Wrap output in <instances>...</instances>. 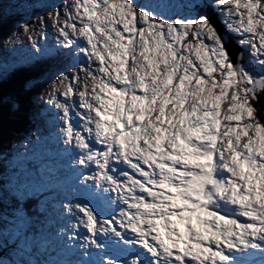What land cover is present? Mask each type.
<instances>
[{"label": "snow or ice", "instance_id": "6c2138e0", "mask_svg": "<svg viewBox=\"0 0 264 264\" xmlns=\"http://www.w3.org/2000/svg\"><path fill=\"white\" fill-rule=\"evenodd\" d=\"M27 12L0 128L59 63L21 85L51 80L0 172V264H264V0H0Z\"/></svg>", "mask_w": 264, "mask_h": 264}, {"label": "trees", "instance_id": "16d2710c", "mask_svg": "<svg viewBox=\"0 0 264 264\" xmlns=\"http://www.w3.org/2000/svg\"><path fill=\"white\" fill-rule=\"evenodd\" d=\"M51 60L47 63L49 64ZM32 63V62H31ZM45 63H39L37 70L23 73L13 81L15 90L20 94L22 102V111L16 115L7 116L3 122L2 128H0V172L7 173L12 168L13 157L23 151L22 145L25 143L27 137L34 129H39L41 124L38 120L33 121L29 119L31 113L37 112V108L40 105V97L44 92V83H39L37 86L29 92H20L23 80L28 77H38L40 69H44ZM26 66V65H21ZM264 106V94L259 98L257 107ZM31 147V146H30Z\"/></svg>", "mask_w": 264, "mask_h": 264}, {"label": "rangeland", "instance_id": "374dc122", "mask_svg": "<svg viewBox=\"0 0 264 264\" xmlns=\"http://www.w3.org/2000/svg\"><path fill=\"white\" fill-rule=\"evenodd\" d=\"M54 2L61 3V0H54ZM39 9L40 6L37 5V11H39ZM35 15V12H27L22 14L14 13L11 15H6L2 20H0V54H2L6 63L15 61L18 65H21L25 62H30L31 60L38 59L33 57V50L31 49V45L23 34H21L19 38H14L12 44L9 45L8 48L4 47V44L8 40L9 36H12L14 32H19L20 22H31L35 18ZM46 36L47 45H54L56 41V33L52 29L50 24L46 30ZM37 38L39 39V37ZM40 43L42 45L45 44L44 40H40ZM49 83H51V80L50 82L45 81L43 88L47 89ZM42 97H44V94ZM44 107L45 106L41 100V108H39L38 111L42 110Z\"/></svg>", "mask_w": 264, "mask_h": 264}, {"label": "bare ground", "instance_id": "6f19581e", "mask_svg": "<svg viewBox=\"0 0 264 264\" xmlns=\"http://www.w3.org/2000/svg\"><path fill=\"white\" fill-rule=\"evenodd\" d=\"M45 66H46V67H49V65H48V64H46ZM43 93H44V92H43Z\"/></svg>", "mask_w": 264, "mask_h": 264}]
</instances>
